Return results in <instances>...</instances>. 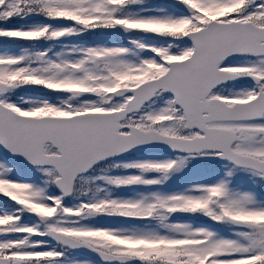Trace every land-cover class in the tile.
<instances>
[{
  "label": "snow or ice",
  "instance_id": "snow-or-ice-1",
  "mask_svg": "<svg viewBox=\"0 0 264 264\" xmlns=\"http://www.w3.org/2000/svg\"><path fill=\"white\" fill-rule=\"evenodd\" d=\"M0 264H264V0H0Z\"/></svg>",
  "mask_w": 264,
  "mask_h": 264
}]
</instances>
